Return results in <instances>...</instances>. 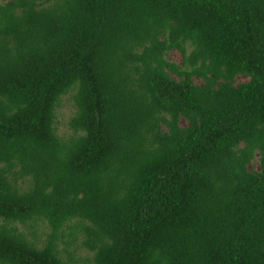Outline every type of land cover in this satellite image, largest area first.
I'll return each instance as SVG.
<instances>
[{
    "label": "trees",
    "instance_id": "16d2710c",
    "mask_svg": "<svg viewBox=\"0 0 264 264\" xmlns=\"http://www.w3.org/2000/svg\"><path fill=\"white\" fill-rule=\"evenodd\" d=\"M0 264H264V0H0Z\"/></svg>",
    "mask_w": 264,
    "mask_h": 264
},
{
    "label": "rangeland",
    "instance_id": "374dc122",
    "mask_svg": "<svg viewBox=\"0 0 264 264\" xmlns=\"http://www.w3.org/2000/svg\"><path fill=\"white\" fill-rule=\"evenodd\" d=\"M165 58L174 63H180V53L176 50H170L165 54ZM193 80L196 83H199V80L196 78H193ZM247 80L246 77L238 75L235 77V84L243 82ZM74 111V106L72 104L71 100V91H68L67 93L60 96L57 105L54 108V127H55V133L66 137L69 134H71L70 129L67 127V120L72 115ZM257 165L252 163L251 167L255 168ZM24 181L22 179L17 180V185L19 187L24 186ZM17 228L23 232L24 236L27 240L34 241L37 246H39V243L42 242L44 239L45 233L48 231V228L46 227L45 223L43 221H28L26 224H19L15 223ZM78 245V238L75 240L73 244H69L67 246V250L72 253V256L75 257H81L89 255L90 253L86 251L84 248H81ZM61 247V244H60ZM65 256V254H64Z\"/></svg>",
    "mask_w": 264,
    "mask_h": 264
}]
</instances>
